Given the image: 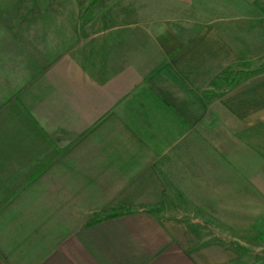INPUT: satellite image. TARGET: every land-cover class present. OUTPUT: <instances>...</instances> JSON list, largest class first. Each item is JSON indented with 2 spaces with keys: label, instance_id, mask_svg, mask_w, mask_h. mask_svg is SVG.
Here are the masks:
<instances>
[{
  "label": "crops",
  "instance_id": "crops-1",
  "mask_svg": "<svg viewBox=\"0 0 264 264\" xmlns=\"http://www.w3.org/2000/svg\"><path fill=\"white\" fill-rule=\"evenodd\" d=\"M112 1L0 14V264H247L264 0Z\"/></svg>",
  "mask_w": 264,
  "mask_h": 264
},
{
  "label": "rangeland",
  "instance_id": "rangeland-1",
  "mask_svg": "<svg viewBox=\"0 0 264 264\" xmlns=\"http://www.w3.org/2000/svg\"><path fill=\"white\" fill-rule=\"evenodd\" d=\"M112 1V0H111ZM0 4L6 5L0 7V14H12L18 16H34L43 14L46 9H54L57 14L68 15L78 12V5L74 0H0ZM112 2H143L142 0H113ZM42 5H46L44 8ZM90 10V9H88ZM10 20H19L10 19ZM260 61V60H259ZM258 66L264 62V58L260 63L255 60ZM242 159L244 156L242 155ZM259 187V186H258ZM260 188V187H259ZM158 213V212H157ZM159 215V213H158ZM247 222H252L250 232H236L237 249L242 255L246 256L247 264H264V228L260 226V215L242 216ZM233 235V234H232ZM252 236H254L252 238ZM251 248L253 250H251Z\"/></svg>",
  "mask_w": 264,
  "mask_h": 264
},
{
  "label": "trees",
  "instance_id": "trees-1",
  "mask_svg": "<svg viewBox=\"0 0 264 264\" xmlns=\"http://www.w3.org/2000/svg\"><path fill=\"white\" fill-rule=\"evenodd\" d=\"M74 1L77 3L79 7H87L88 9H93V11L96 13L104 10L111 2V0H74ZM110 217H112V215L102 217L100 220H105ZM97 222L98 221H95L92 224L94 225Z\"/></svg>",
  "mask_w": 264,
  "mask_h": 264
}]
</instances>
